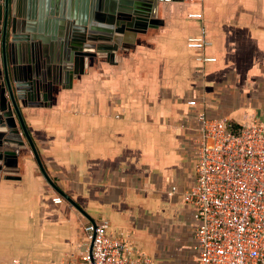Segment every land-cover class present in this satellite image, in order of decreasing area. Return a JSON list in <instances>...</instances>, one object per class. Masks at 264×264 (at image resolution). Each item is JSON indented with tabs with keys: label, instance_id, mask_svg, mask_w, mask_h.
Here are the masks:
<instances>
[{
	"label": "crops",
	"instance_id": "crops-1",
	"mask_svg": "<svg viewBox=\"0 0 264 264\" xmlns=\"http://www.w3.org/2000/svg\"><path fill=\"white\" fill-rule=\"evenodd\" d=\"M91 2L12 0L62 38ZM150 16L151 27L120 34L111 57H90L82 74L54 86L47 104L21 109L46 173L87 215L45 180L28 147L0 172V235L12 227L52 245L50 264L89 249L90 218L107 220L136 257L198 264L194 206L182 192L196 178L199 115L264 125V0H165ZM202 30L210 44L200 53L214 61H196L186 45Z\"/></svg>",
	"mask_w": 264,
	"mask_h": 264
},
{
	"label": "built area",
	"instance_id": "built-area-1",
	"mask_svg": "<svg viewBox=\"0 0 264 264\" xmlns=\"http://www.w3.org/2000/svg\"><path fill=\"white\" fill-rule=\"evenodd\" d=\"M188 16L199 18L201 13ZM209 44L204 30L186 41L201 63L215 60L200 53ZM199 121L196 178L182 192L183 200L194 206L197 263L264 264V125L255 121L236 128L227 118L203 113ZM62 201L60 196L53 198L54 203ZM83 231L87 247L92 244L91 255L86 249L65 264H153L147 255L136 257L119 235L110 232L107 220L85 223Z\"/></svg>",
	"mask_w": 264,
	"mask_h": 264
},
{
	"label": "water",
	"instance_id": "water-1",
	"mask_svg": "<svg viewBox=\"0 0 264 264\" xmlns=\"http://www.w3.org/2000/svg\"><path fill=\"white\" fill-rule=\"evenodd\" d=\"M144 1L91 2L84 6L75 34L64 38L45 30L41 21H31L12 0L0 1V172L14 165L28 147L45 180L86 215L46 173L21 109L47 104L53 87L82 74L90 57H111L121 45L120 34L151 27L152 6L165 0ZM91 247L90 243V255Z\"/></svg>",
	"mask_w": 264,
	"mask_h": 264
},
{
	"label": "rangeland",
	"instance_id": "rangeland-1",
	"mask_svg": "<svg viewBox=\"0 0 264 264\" xmlns=\"http://www.w3.org/2000/svg\"><path fill=\"white\" fill-rule=\"evenodd\" d=\"M81 235L80 231V238ZM34 238L16 228H3L0 235V255L3 258L17 257L24 264H50L57 259V249ZM138 247L144 249L143 245L138 244Z\"/></svg>",
	"mask_w": 264,
	"mask_h": 264
}]
</instances>
